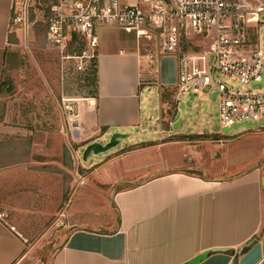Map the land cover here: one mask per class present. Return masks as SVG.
<instances>
[{
    "label": "crops",
    "instance_id": "0c3cea01",
    "mask_svg": "<svg viewBox=\"0 0 264 264\" xmlns=\"http://www.w3.org/2000/svg\"><path fill=\"white\" fill-rule=\"evenodd\" d=\"M14 7L15 0H0V81L12 45ZM127 39L108 35L106 43L97 45L96 88L86 96L94 105L78 103L77 116L60 130L70 135L72 145L59 139L50 150L54 153L46 164L66 177L67 197L49 264H183L211 248L229 253H211L198 264H264V138L248 137L261 132L242 129L230 149L240 153L237 163L259 151L255 160L230 173L224 162L220 170L209 167L208 157L222 159L229 148L222 144L220 152L206 156L194 144L222 143L216 133L175 132L170 103L175 104L174 57L154 56L148 62L143 43L135 37L134 48ZM150 86L156 87L162 105L156 116L158 136L136 138L132 131L144 130L142 99ZM170 90L169 100L164 94ZM114 132L127 136L105 152L89 154L82 165L81 146L106 143ZM6 183L40 195L52 192L20 163L0 168V185ZM27 249L26 238L0 217V264H15Z\"/></svg>",
    "mask_w": 264,
    "mask_h": 264
},
{
    "label": "built area",
    "instance_id": "2783aa9c",
    "mask_svg": "<svg viewBox=\"0 0 264 264\" xmlns=\"http://www.w3.org/2000/svg\"><path fill=\"white\" fill-rule=\"evenodd\" d=\"M36 1L15 0L11 26L24 35ZM44 6L47 43L63 66L71 65L84 78L96 69L98 30L116 27L154 48L143 53L146 61L174 57L176 103L193 95L191 104L208 87L223 129L264 120V0H45ZM73 34L78 39L72 40ZM217 73L231 81H219ZM80 101L94 105L88 97L62 99L68 121L77 116Z\"/></svg>",
    "mask_w": 264,
    "mask_h": 264
},
{
    "label": "rangeland",
    "instance_id": "374dc122",
    "mask_svg": "<svg viewBox=\"0 0 264 264\" xmlns=\"http://www.w3.org/2000/svg\"><path fill=\"white\" fill-rule=\"evenodd\" d=\"M36 8L33 7L31 11L35 12ZM36 18L40 19L38 15ZM32 26L33 24H30V30L25 35L19 26H11V33H16L17 42L9 48L10 58L7 66L8 77L12 80L14 89L12 93L4 94L1 98V104L4 106L0 114V168L9 169L13 163H20L25 172L30 170L33 177L38 180L41 178L43 185L51 187L52 192L40 195L39 192H27V189L23 192L12 183L0 185V217L27 240V252L15 264H44L43 260L46 261V257L51 255L58 244L56 232L61 225L58 223L61 204L66 200V177L56 166L46 163L54 153L50 151L53 143L59 142L60 139L63 145H72L70 135L63 131L62 136L60 131L68 121V112L63 109L62 99L85 98L94 90L93 85H89L88 80L75 72L71 65H62L60 54L47 43L42 33L36 32ZM108 35L125 36L128 38L127 45L136 47V35L133 31L106 27L98 30V46L106 43ZM147 50L154 51V48L144 46L143 53ZM166 65L163 68L165 72ZM157 71V68L151 69L152 74H157ZM216 76L219 81H231L218 73ZM232 83L234 86H241ZM203 91L205 94L193 99L189 106L187 100L191 95L182 97L178 103L175 102V132L216 133L222 143L214 141L204 145L194 144V147L201 148L206 156H209L220 152L222 144H227L228 156L222 159L208 157L207 164L220 170L224 162L229 173L235 172L240 165L246 166L260 154L259 151H255L251 157L245 154L243 161L237 163L236 155L240 157V153L236 152L235 147L230 151L231 146L236 144L237 133L242 129L250 134L259 131L261 134L248 137L264 138V127H259L264 120L241 121L231 129L224 130L220 126L218 101L209 95L208 87ZM142 102L144 130L141 132L138 128L132 133L136 138H154L158 136L159 130L156 116L162 106L155 86L148 87ZM80 108V113L83 114V108ZM82 154L83 149L79 151L78 158L81 164L86 166Z\"/></svg>",
    "mask_w": 264,
    "mask_h": 264
},
{
    "label": "trees",
    "instance_id": "16d2710c",
    "mask_svg": "<svg viewBox=\"0 0 264 264\" xmlns=\"http://www.w3.org/2000/svg\"><path fill=\"white\" fill-rule=\"evenodd\" d=\"M44 3H45V0H37L36 4L34 6V8L37 7L35 12L31 11V13H30V21H31V24H33V26H32L33 29L36 32L42 33L43 37H45V33H46L47 14H48V9L44 6ZM37 15H38V17H40V19L36 18ZM35 19H37V20L35 21ZM12 36H13V33H11L9 35V43L14 45L17 42V39L13 38ZM76 39H78L77 36L75 34H73L72 40H76ZM71 50H73V49H71ZM9 54H10V49H7V51L5 53V62H4L2 77H1V81H0V95L1 96L4 94L12 93L13 89H14L13 82L10 79V77H8V66H7V64H8V60L10 58ZM93 72H94L93 76L87 78L86 80H88V84L93 85V87L95 89L96 88V69ZM172 93H173V91L170 90L164 94V97L170 100L172 97ZM170 103H171V108L176 109V107H177L176 103L174 104L173 101H171ZM3 106L4 105L1 104V98H0V114H2ZM211 136L216 137L215 134H212ZM66 197H67V192L64 193V199ZM56 250H57V248L54 249V251L51 253V255H48L46 257V261L43 260L44 264H49L50 258L53 257Z\"/></svg>",
    "mask_w": 264,
    "mask_h": 264
},
{
    "label": "water",
    "instance_id": "95a60500",
    "mask_svg": "<svg viewBox=\"0 0 264 264\" xmlns=\"http://www.w3.org/2000/svg\"><path fill=\"white\" fill-rule=\"evenodd\" d=\"M193 95L190 96V99H192ZM189 101H187V105L189 106ZM227 130V129H224ZM127 135L124 133L114 132L109 137V140L106 143H101L98 141H92L88 142L86 144H83L81 148L83 149V160H86L89 154H98L105 152L113 147H115L119 140L122 138H125ZM262 185L264 187V178L262 179ZM211 253H229V250L226 248H211L203 251L202 253L195 255L191 259H189L187 262L183 264H198L199 262L203 261L205 258H207Z\"/></svg>",
    "mask_w": 264,
    "mask_h": 264
}]
</instances>
